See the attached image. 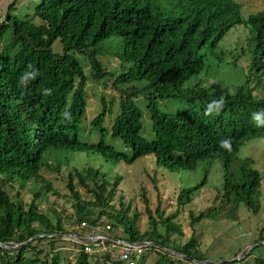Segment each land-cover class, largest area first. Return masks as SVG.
I'll use <instances>...</instances> for the list:
<instances>
[{"label": "trees", "instance_id": "trees-1", "mask_svg": "<svg viewBox=\"0 0 264 264\" xmlns=\"http://www.w3.org/2000/svg\"><path fill=\"white\" fill-rule=\"evenodd\" d=\"M18 1L8 5L0 23V243L10 246L31 241L15 251L0 247V264H63L66 252L56 248L67 242L77 248V258L66 264H128L108 253L85 255L83 250L93 247V243L55 237L76 234L85 238L100 234L102 227L109 233L118 227L121 235H109L116 240L149 242L189 257L183 260L146 247L137 264H144L149 253L157 255L155 264L206 261L196 248L194 236L185 244L170 240L171 235H182L174 223L176 213L165 218L160 214L159 225L165 231L162 234L146 208L149 229L141 232L136 214L129 216L122 202L120 209L111 204L122 177L110 180L92 166L83 164L79 168L71 154L100 155L114 165H131L153 155L156 165L170 172L193 171L203 162L219 161L222 185L216 188L215 197L220 204L196 217L190 214L191 225L207 218H222L240 205L252 214L258 213L260 173L249 158L239 162L237 171L232 166L245 142L264 139V128L255 127L251 120L252 113L264 111V8L245 15L242 0H39L33 9V17L39 20L35 24L13 14ZM239 27L243 30L237 31ZM241 36L242 43L228 44L230 51L214 54V68L221 72L222 64L227 68L239 65L245 72L242 79L232 81L229 88L225 83H196L184 93L188 80L210 68L206 66L205 53L216 50L227 37L239 41ZM112 38L118 39L115 44L120 49L115 59L130 66L114 79L112 86L131 87L115 100L119 112L111 124L110 136L120 140L129 153L104 141V104L90 122L92 130H100V138L87 142L79 137L86 112L88 77L76 55L86 56L91 77L99 80L106 72L97 56L106 50L101 44ZM56 42L59 53L53 51ZM32 69L39 73L37 77L27 87L19 86V77ZM137 83L142 84L141 91L146 94L151 141L141 136L140 113L130 101L139 92L133 86ZM44 89H51V95H43ZM172 97H184L187 111L162 114L158 101ZM220 97L225 100L223 110L205 116L208 103ZM65 111L69 119L64 117ZM226 139L232 142L231 151L220 147V141ZM64 167L68 172L62 182L68 194L60 196L42 172L59 173ZM208 175L209 170L204 168L197 184L180 189L176 197L179 207L192 201L207 184ZM6 185L28 188L32 194L30 203L10 198ZM42 198L52 204L63 199L78 228L68 233L58 213L52 210V220L41 211L38 201ZM39 235L50 237L36 238ZM258 241L264 242V236L260 234L255 242ZM104 245L118 246L108 240ZM252 252L253 249L247 257ZM246 260L211 264H248ZM254 264H264V258L259 255Z\"/></svg>", "mask_w": 264, "mask_h": 264}, {"label": "rangeland", "instance_id": "rangeland-1", "mask_svg": "<svg viewBox=\"0 0 264 264\" xmlns=\"http://www.w3.org/2000/svg\"><path fill=\"white\" fill-rule=\"evenodd\" d=\"M13 0H0V23L3 21L6 9ZM39 0H19L16 5V9L13 14L20 19H30L35 24H39V20L33 17L34 6ZM243 14L256 13L264 8V0H242ZM243 28L239 27L237 31H242ZM117 38H112L101 44L105 51H102L97 56L98 61L101 63L105 76L99 80H95L91 77L90 67L87 64V58L84 55H76L77 61L81 64L84 74L87 75V84L85 88L86 96V112L82 120V124L79 130V137L82 141L96 142L101 132L97 128L91 129L90 122L101 111L102 105H106L107 112L104 121L101 125L105 129L104 141L110 144L114 149L118 151H124L129 153L120 140L113 139L110 136L111 124L115 116L119 112V105L115 103V100L119 99L120 94L124 93L131 85H119L112 86L114 79L124 73L130 66L127 63H123L118 60L116 53L120 51L117 44ZM242 43V36L239 41L233 38H225L220 42L218 48L211 53L207 52L206 66L210 68L205 70L201 75L188 80L184 86L185 91L194 86L196 83H201L202 86L211 85L213 83H219L218 85L229 88V85L234 80H241L245 72L242 68L237 66L226 67L222 64V71H217L214 68V54H218L220 51H230L228 44ZM236 47H233V50ZM53 51L59 53L58 42L53 45ZM213 53V54H212ZM109 58L108 60L106 59ZM242 65L245 64L243 60ZM245 69V68H244ZM215 72L217 74L215 75ZM215 75V76H214ZM134 87L139 89L136 96L130 100L133 105L139 110L140 123H141V136L151 141L153 139L152 126L150 120L149 109L147 107L146 94L141 91L142 84H134ZM189 108L188 103L184 97H172L166 100L158 101V109L162 114H176L179 112H185ZM262 138H255L245 142L239 149L237 157L233 163L232 168L237 171L239 162L242 159L249 158L253 161V168L257 170L262 178L261 181V195H260V210L256 214H252L247 211L242 205L238 206L237 210L231 214H227L222 218H207L200 222L191 225L192 214L196 217L200 212L218 207L219 200L215 197L217 189L222 185V170L219 161L211 163L203 162L193 171H176L170 172L155 163L153 155H148L137 159L131 165L124 164L122 162L113 164L111 162H105L100 155H94L90 153H74L71 156L74 158L75 164L81 168L83 164L92 166L98 169L103 174H106L110 180L116 176L122 177L117 192L111 202L114 208L120 209L121 202L124 208L128 207V215L132 216L136 214L139 217L138 227L141 232L149 229L148 214L146 208L150 211L153 219L158 223V230L164 234V229L159 225L160 214L163 218L177 214L174 223L180 227L182 235H171L170 240L179 244H185L188 242L191 236L197 239L198 245L196 248L208 261L215 262H231L233 260L247 258L248 264H254V259L259 255L264 258V244H260L255 240L261 234L264 236V143ZM209 170L207 184L195 194L192 201L184 206L179 207L177 205L176 197L180 189L192 187L197 184L201 177L203 169ZM68 168H62L59 173L43 171V175L52 182L54 189L60 194V196H67L65 183L62 182V178L66 176ZM5 190L9 193L10 198L13 200L20 199L24 203H30L32 194L28 188L21 189L18 185H6ZM84 195V191L78 187ZM18 195V196H17ZM85 196V195H84ZM86 197V196H85ZM89 198V197H88ZM147 200V203L144 202ZM41 211L48 214L49 217L54 220L52 210L59 214L63 227L68 233L73 232L78 228L74 223V220L70 219L71 209L63 199H57L54 204L50 200L42 198L38 201ZM100 234L121 235V231L118 227H113L112 232H106L104 227L98 230ZM111 237V236H109ZM72 238L66 237L63 240L71 241ZM112 242V241H111ZM106 247V246H105ZM99 249L106 254V251H110L116 258H118L123 252L122 246H107ZM109 248V249H108ZM253 249L252 255L247 257L250 251ZM56 250H62L66 252L67 260L63 261V264L74 263L77 258V248L71 246L70 242L66 245L60 244ZM109 253V252H108ZM146 255L147 252L144 251ZM175 257V256H174ZM157 255L154 253L147 254V258L144 264H155ZM181 259V258H180ZM246 262H243L244 264ZM62 264V263H60ZM89 264H93L91 261ZM164 264V263H161Z\"/></svg>", "mask_w": 264, "mask_h": 264}, {"label": "clouds", "instance_id": "clouds-1", "mask_svg": "<svg viewBox=\"0 0 264 264\" xmlns=\"http://www.w3.org/2000/svg\"><path fill=\"white\" fill-rule=\"evenodd\" d=\"M28 67L31 68L32 66L29 65ZM38 74L39 73L35 69H32L31 71L26 70L23 73V75L19 77V81H18L19 86L27 87L29 82L34 80ZM43 95L45 96L51 95V89H44ZM224 105H225V100L223 97H220L218 99L209 102L204 110L205 116H212L213 114H219L223 110ZM64 117L66 119H69L70 114L67 111H65ZM251 120L255 127L264 128V111H258L252 113ZM231 143L232 142L230 139L222 140L220 141V147L227 151H231ZM261 143H264V140H262Z\"/></svg>", "mask_w": 264, "mask_h": 264}, {"label": "water", "instance_id": "water-1", "mask_svg": "<svg viewBox=\"0 0 264 264\" xmlns=\"http://www.w3.org/2000/svg\"><path fill=\"white\" fill-rule=\"evenodd\" d=\"M41 237H50V236H43V235H39L37 236L36 238H41ZM55 237H59L61 239H65L66 237H69V238H75L78 240V242H81V243H88V242H92L94 241L95 237H99L101 238L102 240H108V241H112V242H117V244H119V242L112 238V237H109L108 235H105V234H94V235H90L88 237H85V238H82V237H79L78 235L76 234H69V235H55ZM29 241L31 240H28L27 242L25 243H22V244H15V245H4V244H1L0 243V247L5 249V250H9V251H15L17 249H19L20 247L26 245ZM260 244H264V242L260 241L259 242ZM121 244H125L127 246H129L130 248H135V247H139V248H146V247H154L156 249H161L163 250L164 252L170 254V255H173V256H176L178 258H181L183 260H188L189 257L187 256H184V255H181L177 252H174V251H171V250H167V249H163L161 246H156V244H153V243H136V244H132V243H128V242H124L122 241ZM240 260V259H238ZM195 264H211V263H215V261H201V262H198V261H195V260H192Z\"/></svg>", "mask_w": 264, "mask_h": 264}, {"label": "built area", "instance_id": "built-area-1", "mask_svg": "<svg viewBox=\"0 0 264 264\" xmlns=\"http://www.w3.org/2000/svg\"><path fill=\"white\" fill-rule=\"evenodd\" d=\"M71 240L78 242V240L73 238V237ZM104 241L105 240H102L99 237H95L94 241L90 242V243H93L94 246L93 247H89V246L85 247V249L83 250L84 254L90 257V256H94V254L99 255L100 253H103V251L101 252L99 249H101L102 246L105 247ZM117 241L119 242V244H117V242H113V243L123 247V252L121 253V255L118 258L122 261L128 262V264H137V262L141 258L143 249L139 248V247L130 248L129 246H127L125 244H121L122 241H119V240H117ZM104 251H106V253L109 252L108 254H111V256L114 257V255L110 251H108V250H104Z\"/></svg>", "mask_w": 264, "mask_h": 264}]
</instances>
